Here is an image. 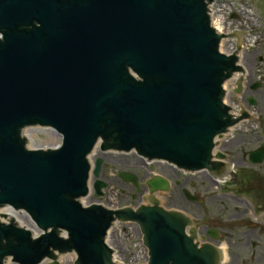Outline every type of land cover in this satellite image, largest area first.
<instances>
[{
	"label": "water",
	"instance_id": "obj_1",
	"mask_svg": "<svg viewBox=\"0 0 264 264\" xmlns=\"http://www.w3.org/2000/svg\"><path fill=\"white\" fill-rule=\"evenodd\" d=\"M209 2L0 0V208L27 212L43 231L33 238L13 220L0 221V264L6 256L39 264L72 250L73 264H115L104 241L115 220L139 225L146 264L223 261L218 248L199 246L185 232L183 216L161 206L112 210L78 201L87 194V155L98 139L102 150H135L198 170L211 163L215 137L241 118L222 101V84L245 68L236 53L220 51L225 35L210 25ZM33 125L54 128L63 144L28 149L22 130ZM165 161L149 162L171 165ZM94 164L98 176L100 158ZM118 174L138 185L135 175ZM147 184L151 192L169 189L161 176ZM94 186L98 196L106 185Z\"/></svg>",
	"mask_w": 264,
	"mask_h": 264
},
{
	"label": "rangeland",
	"instance_id": "obj_2",
	"mask_svg": "<svg viewBox=\"0 0 264 264\" xmlns=\"http://www.w3.org/2000/svg\"><path fill=\"white\" fill-rule=\"evenodd\" d=\"M212 11L215 15L219 14L223 17L222 25L225 27V34L233 33L238 31V39L232 38L230 40H223L220 47L226 53H229L230 43L236 45V40L239 46H237V51L241 57V66L244 69V85L242 87L243 92L237 91L236 93L233 90H228L225 100L230 103L234 108L243 105L242 102L244 96L250 95L254 99L264 93V0H214L212 2ZM259 82L260 86L253 90L245 91V85L249 83ZM262 82V83H261ZM228 85L227 83L225 84ZM227 89V88H226ZM259 109L263 111L255 110L251 114L249 119H245L243 122H240L238 125L229 131L224 136L223 142H227L233 139L236 133L246 132L243 131L246 127H250V130L257 131V134L261 136L264 135V106ZM262 131V133H260ZM28 133V139L33 142L29 144V147H55L59 144L60 136L57 132H54L52 129L47 127H38L27 128L26 132ZM236 150L238 147L235 146ZM229 158L232 162L237 161L239 153L236 151ZM232 153V150H231ZM102 157L103 162L108 163L102 167L100 177L106 182L107 187L103 189V195L100 198L94 197L93 194L87 197H83L84 204H89L92 202H98L100 205L106 208L114 209L115 206H126V205H137L145 204L146 200V187L144 181L153 176V175H162L170 183L175 177L173 166L165 165L161 163H153L149 161H140L138 154L134 152H98L94 151L92 159L94 157ZM237 159V160H235ZM239 164L243 165L240 161ZM240 165H237L236 169ZM129 171L131 173H136L138 176V183L140 184V190L142 191L139 195L135 192L133 186L124 185L122 181L117 176V171ZM238 172V171H237ZM264 172V171H263ZM195 181H197V191L202 193V203H203V212L204 214L209 215V220H206V223L212 228H216L219 231L220 243L225 247V258L226 263L229 264L231 261L230 251H237L240 254V257L247 256V252L243 253L241 249H236V247L231 244H227V235L231 236L233 241L237 240L240 236L239 230L245 229L250 225H259L264 229V208L261 205V208L258 212H255L248 208L245 205H239L241 210L234 212L232 210H226L223 213L221 212L222 205L220 201L222 200V193L220 192L215 184L211 183L206 176L202 174L195 175ZM260 188L264 189V182L258 181ZM257 182V183H258ZM203 184V185H201ZM122 189L125 190V194H122ZM135 194L136 198L133 199L130 194ZM174 186L171 183V186L167 192H159V197L162 198L163 204L168 209H174V205L171 200L174 196ZM213 196L216 198V203L212 205L207 200L206 196ZM194 204L195 213L200 215V208L197 204ZM260 207V206H258ZM255 209H257L255 207ZM15 219L23 224L32 228L31 222H29L28 217L24 213H16ZM245 221V222H242ZM240 224H245L243 227ZM243 238V236H240ZM109 245L115 252V256L123 262H139L140 260H145L147 255V250L139 240L138 232L133 222H121L116 221L113 228L110 229V232L107 237ZM254 253V252H253ZM252 253V254H253ZM51 260L43 261L40 264H49ZM72 260H62L58 264H72ZM8 264H14L9 261Z\"/></svg>",
	"mask_w": 264,
	"mask_h": 264
},
{
	"label": "flooded vegetation",
	"instance_id": "obj_3",
	"mask_svg": "<svg viewBox=\"0 0 264 264\" xmlns=\"http://www.w3.org/2000/svg\"><path fill=\"white\" fill-rule=\"evenodd\" d=\"M258 86H260L259 82L249 83L245 85V91H254ZM238 89V86L235 87L233 92L236 93ZM241 92H243V89H241ZM243 96L242 102L244 104L238 107V112L243 110L245 113L252 114L255 110L263 111V109L259 108L264 106V93H261L255 99L250 95L245 94ZM245 130L247 131L236 133L232 140L224 142L223 144V139L226 138L224 135L218 140L216 147L217 151L222 154V158L220 160H215L218 163L216 167L212 165L210 169L206 168L202 169V171L191 172L173 168L175 174L171 182L173 183L175 194L171 200L175 207L173 210L181 214V216L182 214L185 216L186 226L192 233L195 231V237L201 242L205 243V241H207L216 243L217 241L219 243L220 240L218 239L219 231L206 223V220H209V215L203 212L202 193L197 191L198 185L197 181H195L196 174L203 173L211 183L215 184L220 192H224V187L226 192L222 193L223 197L220 201L222 210L218 212V214L226 210L244 212L245 210H241V207H239L237 203L243 204L247 208L249 206L251 210L258 213L261 205H263L262 207L264 208V189L260 188L258 182H264V157L261 161H257L250 156L252 152L258 149L264 150V135L261 136L257 134V131L250 130V127L243 129V131ZM260 133H262V131H260ZM235 146L238 147V150L234 148ZM233 148L234 153L237 151L240 157L238 160L235 159L237 160L235 162H232L229 158L230 156H234ZM240 161L243 165L239 164ZM102 163L103 166H108V163ZM237 165H240L238 169H236ZM102 178H104V176ZM119 179L124 185L133 186L129 181H124L121 178ZM145 190H147V186L144 188V191ZM121 192L125 194V190L122 189ZM141 192L140 190L137 193L140 195ZM130 195L133 199L136 198L135 194L131 193ZM206 198L212 205L216 203V198L212 195L206 196ZM193 203L199 206L201 210L200 215L195 213ZM255 207L257 209H255ZM253 224L245 229L239 230L240 236H243V238L238 236L237 240L233 241L231 236L227 235V244H231L238 250L241 249L243 253L247 252V256L240 257L239 252L231 250V261L229 260V264H264V229L259 225ZM240 225L243 227L246 226L245 224ZM212 235L217 236L216 239H214Z\"/></svg>",
	"mask_w": 264,
	"mask_h": 264
},
{
	"label": "bare ground",
	"instance_id": "obj_4",
	"mask_svg": "<svg viewBox=\"0 0 264 264\" xmlns=\"http://www.w3.org/2000/svg\"><path fill=\"white\" fill-rule=\"evenodd\" d=\"M212 4L209 6V7H211L212 8ZM222 22H223V17L222 16H220L219 14H217V15H215L214 13H213V11H212V19H211V25L214 27V29L216 30V32L218 33H225L224 32V30H225V27H224V25H222ZM222 42H223V40L220 42V46H221V44H222ZM219 46V47H220ZM237 46H239L238 45V43H237ZM230 48V50H229V52L231 51V50H234V46L230 43V46H229ZM221 49H222V47H220ZM237 55H239V52H236V56ZM239 74L237 73V74H234V76L231 78V79H233V80H235V79H238V76ZM229 84H231V86H232V80L231 81H229L228 82V87H229ZM26 131H24L23 133H25ZM26 134V133H25ZM92 159L90 158V161H91ZM157 197H158V195H156ZM8 214V215H10L12 218H15V216H16V212H11L10 210H8V209H3V210H0V214ZM12 214V215H11ZM224 249H225V247H223V244H221L220 245V250L222 251V258H223V261H222V263H226L227 261H226V258H225V252H224ZM59 256V261L61 262L62 260H65V259H68V260H72V258L74 257V254L73 253H69V254H61V255H58ZM9 263V260H8V258L6 259V262L4 263V264H8Z\"/></svg>",
	"mask_w": 264,
	"mask_h": 264
}]
</instances>
